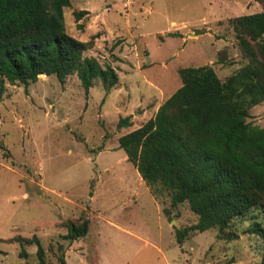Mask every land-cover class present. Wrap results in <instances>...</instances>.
I'll use <instances>...</instances> for the list:
<instances>
[{
	"label": "rangeland",
	"instance_id": "obj_1",
	"mask_svg": "<svg viewBox=\"0 0 264 264\" xmlns=\"http://www.w3.org/2000/svg\"><path fill=\"white\" fill-rule=\"evenodd\" d=\"M88 2L97 14L76 21L68 8L65 28L81 41L93 40L85 54L115 69L118 82L110 91L99 79L85 91L76 74L64 83L42 75L26 87L6 80L0 87V264L37 262L34 244H25L27 256H19V235H36L48 264L57 262L59 248L66 264H258L264 239L248 231L255 221L264 227L258 211L225 228L190 232L178 244L175 232L197 215L187 202L172 209L157 188L154 201L118 138L153 117L180 86L178 68L209 64L224 81L246 64L230 20L262 5ZM127 116L131 126L118 127ZM247 120L264 127V101L250 108ZM80 216L89 219L88 232L69 242L64 222Z\"/></svg>",
	"mask_w": 264,
	"mask_h": 264
},
{
	"label": "trees",
	"instance_id": "obj_2",
	"mask_svg": "<svg viewBox=\"0 0 264 264\" xmlns=\"http://www.w3.org/2000/svg\"><path fill=\"white\" fill-rule=\"evenodd\" d=\"M255 1L262 11L230 20L246 64L224 81L209 64L178 68L182 85L153 117L118 138L153 195L164 191L172 209L187 202L197 215L194 224L175 232L178 244L190 232L225 228L254 210L264 218V127L247 120L250 108L264 101V0ZM69 5L70 0H0V87L5 80L26 87L42 75L64 83L72 74L85 91L95 79L107 92L116 85L115 69L85 54L93 40L66 32L64 8ZM86 13L74 11V19ZM130 125L129 116L117 123ZM89 223L84 216L66 220L63 238L73 242L84 237ZM248 231L264 239L261 222H253ZM15 240L20 257L27 256L25 244H34L35 264H48L36 235ZM59 249L55 264H66ZM258 264H264V252Z\"/></svg>",
	"mask_w": 264,
	"mask_h": 264
},
{
	"label": "crops",
	"instance_id": "obj_3",
	"mask_svg": "<svg viewBox=\"0 0 264 264\" xmlns=\"http://www.w3.org/2000/svg\"><path fill=\"white\" fill-rule=\"evenodd\" d=\"M76 4H74V2H73V0H70V5L68 6V7H65L64 8V11L66 10V9H70L71 8V10L74 12V11H79V10H85L87 13L84 15V16H90V14H97L96 12V9L94 8V7H90V3L88 2V0H78V2H75ZM105 21V20H104ZM91 23H88V26L90 25ZM182 85V82H181V84H180V86ZM179 86V87H180ZM178 87V88H179ZM163 103V102H162ZM161 103V104H162ZM160 106V105H159ZM158 106V107H159ZM158 109V108H157ZM157 111V110H156ZM131 126V125H130ZM129 127V126H128ZM134 129H136V128H134ZM133 130V129H132ZM138 175H139V173H138ZM139 177V181H141L142 183L144 182L143 180H142V178L140 177V175L138 176ZM141 178V179H140ZM145 183V182H144ZM144 185H146V184H144ZM148 186L146 185V189L148 190V192L151 194V191H149V187L147 188ZM151 196H152V198L154 199V201H156L155 200V198H154V196H153V194H151ZM175 212V211H174Z\"/></svg>",
	"mask_w": 264,
	"mask_h": 264
}]
</instances>
